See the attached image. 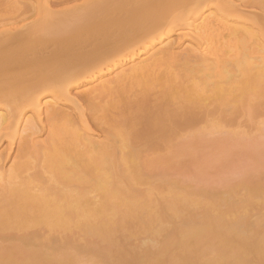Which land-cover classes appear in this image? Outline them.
Returning a JSON list of instances; mask_svg holds the SVG:
<instances>
[{
  "label": "bare ground",
  "instance_id": "1",
  "mask_svg": "<svg viewBox=\"0 0 264 264\" xmlns=\"http://www.w3.org/2000/svg\"><path fill=\"white\" fill-rule=\"evenodd\" d=\"M8 1L0 264H264V185L199 193L142 170L200 123L264 119V0ZM103 101L99 133L87 111Z\"/></svg>",
  "mask_w": 264,
  "mask_h": 264
},
{
  "label": "rangeland",
  "instance_id": "2",
  "mask_svg": "<svg viewBox=\"0 0 264 264\" xmlns=\"http://www.w3.org/2000/svg\"><path fill=\"white\" fill-rule=\"evenodd\" d=\"M33 1L34 0H30L29 2L32 3ZM51 2H52L51 5L52 8H55L56 5L60 4V3L58 4L56 0L54 1L56 4H54L53 0ZM5 3L7 4V2ZM5 3H0V6L2 4L5 5ZM53 5L55 6L53 7ZM61 5L62 3L60 4V6ZM3 8L4 7H2L1 11L3 12V10H5L4 11L5 13L8 12L10 14L12 12H10L9 10L13 11L11 7L7 11L6 9ZM58 8L60 7L58 6ZM29 14L30 15H28V17L26 16L27 21H29L30 19L32 20V18L36 16L33 13H29ZM4 18L6 17L4 16ZM19 19H22V16L18 17L17 20L15 21L14 20L11 21L15 22L17 26L20 21ZM13 22L10 23L9 20V23L11 24L10 25L6 21V23H8L10 27L15 26V23ZM82 89L83 88L81 89L78 88L74 91L75 94L77 93L78 97H80L79 95L82 94L81 91ZM106 103L108 104L107 101ZM100 104L103 107V110L101 109L95 112L91 111L92 113L89 110H88L89 112L87 111L88 117L92 118L90 119L91 124L92 121L94 120L93 121L94 124H92V126L95 127L94 130H96L99 133L103 127L105 128L108 126L109 119L112 117L111 113H113L112 111L110 112L105 110L106 109L105 106H107V104H105L104 101L101 102ZM65 109L68 112L73 113V109L70 105H66ZM246 111L247 110H244V112L241 113V116L238 118L240 119V125L241 124L244 125V127L241 126L243 127L242 128L243 131L239 129L240 126L238 127V129L236 128V125L235 126L230 125L231 128H227L230 126H226L227 125L226 124L225 127L227 129L225 128L221 130L222 129L221 128L220 129L221 131L213 129V132L209 131L210 132L209 133L208 129L206 128L203 129L204 126L202 127L201 126L202 124L200 123L202 129L200 126L199 128L201 130L197 129L198 126L197 128H193V129H197V131L196 130L194 131L196 132V135L194 132H192L191 135L189 132L186 133V135L184 134L185 132H183L184 137L181 136L180 139L182 138L184 139V141L180 142L178 139L177 141H179L180 143L179 142L175 143L174 141L173 142L174 144L172 143L173 146L171 150L168 149L169 154L166 151L165 152L161 151L162 153L159 151H156V153H154L155 152L154 151L153 154H149V156H146V160L148 159V161L142 162L144 163V167L142 168V170L145 172V175L148 176L147 181H149V186L151 184L150 181L156 182L154 183V185L155 184L160 185L161 183V186H163L165 182L169 181L172 182L173 185L175 182L176 186H178V188L180 187V189L190 190V191L193 190L195 192L196 191L199 192V190H202V192L205 191V193L210 192L209 194L216 193L217 195H219L230 190L232 186H235L236 184L238 185L239 183H241V181L244 180L249 183L251 181L252 184L264 185V124L260 126L259 130H257L259 125L258 127H256L254 126L255 123L252 122L255 121L257 122V119H259L260 117L257 119L255 118L254 120L253 115L256 114H252V112H250L251 113L250 115L249 112ZM247 113L248 115H250L252 121L250 120V118H248L249 116L247 115ZM262 113H264V111ZM112 115H115V113H113ZM263 120L264 119L262 118L261 120L262 122L259 121V123L261 122L262 124L264 122ZM259 123L257 122L256 125ZM249 124L251 125V127ZM261 127H263L262 130ZM211 129L212 128H210V130ZM46 131L40 127L39 132L33 136L39 139L38 141L40 140L43 141L45 137L47 139L49 133V125ZM170 145L171 143L169 144V147ZM6 147H7V142H3V144L0 146V153L3 152L2 163H4V166L7 168L14 161L16 149L10 156H8L7 152L5 151ZM157 152L159 153L157 154ZM144 158L145 157H143V159ZM144 185L148 186V182L146 184L141 185V188L143 190H145L147 187ZM141 188L139 189L142 190ZM241 191H240L241 193L240 195L243 196ZM261 207L262 206H260L259 209L257 208V210L255 209L253 213L254 216L251 219L252 221H256L257 218L261 217L260 215L262 216L264 215L263 214L264 207L262 208ZM256 214L258 217L256 216ZM80 264H85V263H80Z\"/></svg>",
  "mask_w": 264,
  "mask_h": 264
}]
</instances>
